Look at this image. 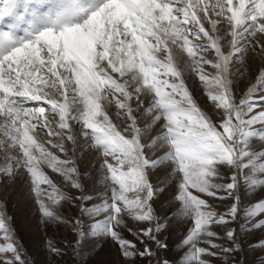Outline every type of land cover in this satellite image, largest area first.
<instances>
[{
  "label": "snow or ice",
  "instance_id": "1",
  "mask_svg": "<svg viewBox=\"0 0 264 264\" xmlns=\"http://www.w3.org/2000/svg\"><path fill=\"white\" fill-rule=\"evenodd\" d=\"M249 51L264 59V0H0V176L28 184L40 224L71 225L75 255L94 238L125 264H171L159 250L174 221L186 225L180 264L230 256L241 249L232 224L264 228V199L241 196L264 190V63L253 72ZM189 70L218 121L195 99ZM85 151L98 160L96 199L82 183ZM157 170L166 175L154 184ZM169 184L164 219L153 204ZM227 200L223 212L212 202ZM65 203L80 216L66 221ZM11 219L0 202V264H28ZM129 219L143 225L136 241L123 234Z\"/></svg>",
  "mask_w": 264,
  "mask_h": 264
},
{
  "label": "rangeland",
  "instance_id": "2",
  "mask_svg": "<svg viewBox=\"0 0 264 264\" xmlns=\"http://www.w3.org/2000/svg\"><path fill=\"white\" fill-rule=\"evenodd\" d=\"M245 61L247 65L251 66L253 72L258 65L264 63V59L255 56L251 51L245 57ZM208 70L211 71L210 68ZM185 79L202 110L213 121H218L220 119V113L208 101L198 78H195L189 70L185 72ZM251 82L247 76L241 78L238 82L237 92L242 93ZM109 112L115 120V109L110 108ZM137 115L139 116V113ZM143 122L141 120V123ZM78 164L81 173L84 174L82 175V183L85 193L92 195L96 199L97 194L101 191L97 184L98 160L96 153L85 151L78 160ZM221 172L225 175L230 174L227 168H222ZM52 175L56 182L60 184L61 179L56 174ZM165 175V170H157L151 177L152 182L154 184L158 183L164 179ZM75 194V191H73V195ZM241 196L243 203L247 205L264 199V190H258L252 195H247L242 190ZM172 197L173 188L169 184L165 191L154 201L153 207L156 213L164 219H167L170 213L174 211ZM0 202H3L7 215L12 218L11 225L15 230L17 240L25 250L28 264H125L118 248L110 240L88 238L81 249L80 255H75L72 252L75 233L72 232L71 225L63 223L40 224L39 214L36 211L33 198L30 195L29 186L20 177L8 180L0 176ZM212 202L221 212L225 211L227 205L231 203L230 200ZM61 214L66 221H72L74 218L80 216V211L73 204L65 203L61 209ZM242 222V220H238L235 224L231 225V227L237 229L241 249L233 252L230 256H221L219 259L214 258V264H264V246L260 243L264 241V228L241 232L240 224ZM128 226L132 229V233L124 230L123 234L126 238L136 241V236L133 233L137 232L143 225L129 219ZM215 230L220 234V239L217 243L230 246V242L224 237L225 229L223 227H217ZM185 234L186 225L170 221L168 228L160 236L167 244V248L159 250V258L167 259L171 264H180L184 255V249L180 242ZM48 241H51L53 246L61 250V255L53 254L50 251ZM139 247L142 249L143 245H139ZM152 247L153 250H156L154 244H152ZM135 264H148V261L137 258ZM152 264H155V258H153Z\"/></svg>",
  "mask_w": 264,
  "mask_h": 264
}]
</instances>
